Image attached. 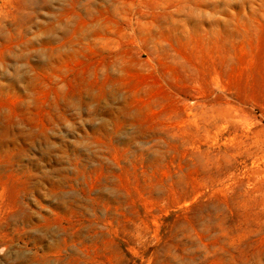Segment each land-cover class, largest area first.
<instances>
[{"label":"rangeland","instance_id":"374dc122","mask_svg":"<svg viewBox=\"0 0 264 264\" xmlns=\"http://www.w3.org/2000/svg\"><path fill=\"white\" fill-rule=\"evenodd\" d=\"M0 264H264V0H0Z\"/></svg>","mask_w":264,"mask_h":264}]
</instances>
